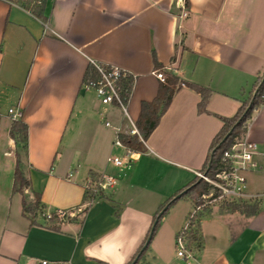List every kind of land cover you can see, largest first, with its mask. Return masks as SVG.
<instances>
[{"label":"crops","instance_id":"obj_1","mask_svg":"<svg viewBox=\"0 0 264 264\" xmlns=\"http://www.w3.org/2000/svg\"><path fill=\"white\" fill-rule=\"evenodd\" d=\"M43 15L45 22L0 0V264H127L163 202L197 177L221 127L218 116H233L264 75V0H45ZM153 54L162 72L210 90L207 113H197L200 96L182 85L143 141L145 151L135 153L138 159L120 176L123 170L106 160L117 148V132L130 126L119 108L101 105L83 89L85 71L96 62L134 78L127 103L134 123L140 103L151 101L160 83ZM12 106L27 126L21 155L26 201L37 194L45 213L67 212L71 220L59 232L30 226L18 194L19 210H11L17 150L9 136ZM245 139L256 144L247 194H262L264 106L252 111ZM89 172L117 183L111 201H94L79 217ZM179 203L193 205L179 199L171 213ZM187 210L173 219L169 235L165 214L164 228L137 264H173ZM198 215L201 247L192 264H264V200L252 216L219 205Z\"/></svg>","mask_w":264,"mask_h":264},{"label":"trees","instance_id":"obj_2","mask_svg":"<svg viewBox=\"0 0 264 264\" xmlns=\"http://www.w3.org/2000/svg\"><path fill=\"white\" fill-rule=\"evenodd\" d=\"M11 3H15L23 9L30 12L33 16L40 21L45 22L43 15L45 0H5ZM153 68L162 72V66L157 62L154 54L152 56ZM165 76L164 82H160L156 96L149 102L142 101L139 105V114L134 122L137 134H130V132H119L117 139L122 146L133 152L143 153L145 151L142 141H145L152 131L156 128L162 115L167 111L173 95L181 87V85L188 87L195 91L200 100L196 106L197 113H207L206 105L210 96V90L203 88L194 83L182 82L170 72H162ZM98 74L93 67L89 64L85 71L83 82L86 80H96ZM134 85V78L127 76L119 82V93L125 103H128L131 92ZM260 106H264V75L259 78L254 87L253 93L246 100L242 101L235 114L231 117L218 116L221 121V127L218 132L212 138L205 161L200 170L209 178H214V175L220 172L227 166L225 161H222L223 152L229 150L233 145L240 142L246 132L247 123L250 119L253 110L258 109ZM9 136L15 143L17 150L15 151V166L13 171L12 188L11 193L13 195L18 194L21 196V210L23 216L29 220L30 226L42 227L50 231L59 232L60 225L71 220L70 216L66 214L61 217L56 212L45 215L44 206L40 203L39 196L34 194V200L31 203H27L25 198V190H28L29 183L23 174V167L21 163V155L25 154L27 147V126L21 121H12L9 128ZM142 141H141V140ZM90 183H94L97 180V175L89 172ZM211 186L206 182L195 177L191 183L177 191L173 196L168 198L159 207L158 211L153 215L149 230L142 244L139 246L131 260L127 264H131L136 260L137 264L148 250L149 243L143 248L149 233L152 232L151 238L157 231L161 220L167 213V211L174 205L176 201L182 198L190 199L193 205H199L197 200L207 195ZM185 192L181 194L182 191ZM179 195V197H176ZM98 200L111 201V195L109 193L100 191L94 193L92 189H84L83 204L84 208L78 213L79 217H82L89 205ZM261 200L246 202V201H223L220 203V208L228 212H237L244 216H252L257 213L259 203ZM161 212V213H160ZM115 217H118V210L114 213ZM151 240V239H150ZM183 241L186 243V247L193 253L200 249V235H199V215L195 216L189 221V228L183 235Z\"/></svg>","mask_w":264,"mask_h":264},{"label":"built area","instance_id":"obj_3","mask_svg":"<svg viewBox=\"0 0 264 264\" xmlns=\"http://www.w3.org/2000/svg\"><path fill=\"white\" fill-rule=\"evenodd\" d=\"M185 16L186 12L182 11L180 17ZM91 65L95 68L98 74V79L86 80L82 84L83 89L92 90L101 105H113L119 108L123 119L126 120L130 126V134H137L134 123L131 121L127 112V103H125L119 93V82L123 78L131 75L118 67L103 65L96 62H91ZM154 76L160 82H164L165 80V76L161 71H155ZM7 116L11 122L20 121L22 112L16 106H12L7 109ZM105 125L108 126L109 124L105 123ZM118 133L119 132H117V134ZM117 134L113 145L124 151V157L115 155L109 156L106 161L122 171L130 167L133 160L132 157L135 153L122 146L120 141L117 139ZM255 150L256 144L246 140L244 136L240 142L233 145L229 150L223 152L222 161H225L227 166L215 174L214 178H209L201 172L196 173V176L210 185L212 189L207 195H203L197 200L200 202L199 205L195 206L194 212L188 218V222L176 235V255L182 259L185 264H190L189 262L190 260H194V256L186 247V243L183 241V235L189 228V221L193 219L200 210L207 205L221 201L252 202L264 200V193L254 195L247 194V181L245 175L255 168V164L253 162ZM71 175L72 174L70 172L68 177H71ZM116 183L117 180L115 177L100 175L94 183H90L89 180L84 189H92V191L96 194L100 191L109 193L111 189L115 187ZM55 212L61 217L66 214L63 210H57ZM45 215L48 216L49 213H45ZM40 264H47V262L42 261Z\"/></svg>","mask_w":264,"mask_h":264},{"label":"rangeland","instance_id":"obj_4","mask_svg":"<svg viewBox=\"0 0 264 264\" xmlns=\"http://www.w3.org/2000/svg\"><path fill=\"white\" fill-rule=\"evenodd\" d=\"M2 109H3V111H5L6 110V108L5 107H2ZM110 120V118L108 117L107 118V120H103V121H109ZM103 121H101L102 123H103ZM109 123V122H108ZM119 156V157H124V151L122 150V149H120V148H116L115 150H113V152H112V155L111 156ZM138 157H139V155L138 154H135L134 156H133V160H132V164H131V166L135 163V160L136 159H138ZM130 166V167H131ZM130 169V168H129ZM129 169H125V170H123L122 171V174L120 173V176H122L123 174L125 175L126 173H127V170H129ZM191 179V178H190ZM189 179V180H190ZM27 197V195L25 194V198ZM27 199V198H26ZM6 200V199H5ZM8 200H10V199H8ZM7 200V203L6 204H4L3 203V207H5V211H7V213H8V211L10 210V205H9V201ZM17 200H18V196L17 195H15L14 196V202H16V205L13 203V205H12V207H11V210L13 211V210H19L18 208H19V204L17 203ZM4 202H6V201H4ZM184 202V201H183ZM222 202V201H221ZM221 202H217V203H213V204H210V205H207V206H205L202 210H200L198 213H200V212H203V211H207L211 206H218V205H220V203ZM177 208V209H176ZM175 209H174V213H171V212H173L171 209L167 212V235H169V232L171 231L170 229H171V227L173 226V224L175 223V221L173 220L176 216H180V214L182 213V212H184L186 209H188L187 210V213H186V215L184 216V219H183V222H182V224H181V226H180V228H179V230H178V232L176 233V235L181 231V229L184 227V225L188 222V218H189V216L194 212V209H195V205H191V204H189V203H179L178 205H177V207H176ZM176 210V211H175ZM198 213H197V215H198ZM172 214V215H171ZM1 215V214H0ZM5 216H6V214H4ZM2 216V215H1ZM169 216H170V218H169ZM5 218V217H4ZM2 219V218H1ZM166 222V220H165V218H163L162 219V221H161V223H160V226H159V228H158V230H157V232H156V234L154 235V237H153V239L151 240V244H150V246L152 247L153 246V244H154V241H155V239H156V237H157V235L159 234V232L161 231V229L162 228H164L163 227V225L164 224H166L165 223ZM175 239H176V237H175ZM174 244H175V242H174ZM150 247V248H151ZM176 251H177V248H176V245L175 246H173V254H174V256H173V262H171V263H177V264H185V262L182 260V259H180L177 255H176ZM193 254V253H192ZM148 262H149V264H158L156 261H153L152 259H148ZM190 264H192L193 263V261L192 260H190V262H189Z\"/></svg>","mask_w":264,"mask_h":264},{"label":"water","instance_id":"obj_5","mask_svg":"<svg viewBox=\"0 0 264 264\" xmlns=\"http://www.w3.org/2000/svg\"><path fill=\"white\" fill-rule=\"evenodd\" d=\"M184 192H185V190L182 191L181 194H183ZM176 197H179V195H177ZM160 213H161V212H160ZM151 234H152V232L149 233V236L147 237L146 242H145L143 248H145V247L147 246V244L149 243V241H150V239H151ZM135 263H136V260H134L131 264H135Z\"/></svg>","mask_w":264,"mask_h":264}]
</instances>
